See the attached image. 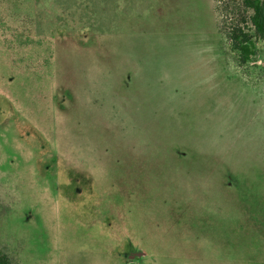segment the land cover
I'll list each match as a JSON object with an SVG mask.
<instances>
[{"label":"rangeland","instance_id":"1","mask_svg":"<svg viewBox=\"0 0 264 264\" xmlns=\"http://www.w3.org/2000/svg\"><path fill=\"white\" fill-rule=\"evenodd\" d=\"M225 2L0 0L2 264H264V40L240 63Z\"/></svg>","mask_w":264,"mask_h":264},{"label":"trees","instance_id":"2","mask_svg":"<svg viewBox=\"0 0 264 264\" xmlns=\"http://www.w3.org/2000/svg\"><path fill=\"white\" fill-rule=\"evenodd\" d=\"M222 11L226 16L222 33L230 50L245 64L255 54L256 44L264 40V0H226ZM135 255L128 262H133Z\"/></svg>","mask_w":264,"mask_h":264},{"label":"crops","instance_id":"3","mask_svg":"<svg viewBox=\"0 0 264 264\" xmlns=\"http://www.w3.org/2000/svg\"><path fill=\"white\" fill-rule=\"evenodd\" d=\"M140 255V259L144 258L145 252H143L142 250H137ZM137 257V256H136Z\"/></svg>","mask_w":264,"mask_h":264}]
</instances>
